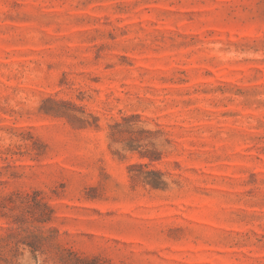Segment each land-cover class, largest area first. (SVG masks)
<instances>
[{
  "label": "rangeland",
  "instance_id": "374dc122",
  "mask_svg": "<svg viewBox=\"0 0 264 264\" xmlns=\"http://www.w3.org/2000/svg\"><path fill=\"white\" fill-rule=\"evenodd\" d=\"M0 264H264V0H0Z\"/></svg>",
  "mask_w": 264,
  "mask_h": 264
}]
</instances>
